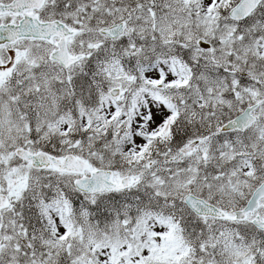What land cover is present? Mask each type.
I'll return each instance as SVG.
<instances>
[{"label":"snow or ice","instance_id":"1","mask_svg":"<svg viewBox=\"0 0 264 264\" xmlns=\"http://www.w3.org/2000/svg\"><path fill=\"white\" fill-rule=\"evenodd\" d=\"M0 264H264V0H0Z\"/></svg>","mask_w":264,"mask_h":264}]
</instances>
